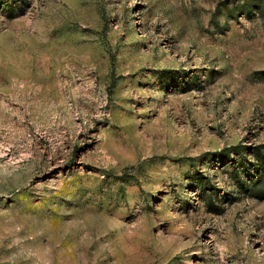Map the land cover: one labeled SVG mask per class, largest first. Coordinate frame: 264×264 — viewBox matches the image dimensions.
<instances>
[{
  "label": "rangeland",
  "instance_id": "1",
  "mask_svg": "<svg viewBox=\"0 0 264 264\" xmlns=\"http://www.w3.org/2000/svg\"><path fill=\"white\" fill-rule=\"evenodd\" d=\"M242 1L0 0V264H264Z\"/></svg>",
  "mask_w": 264,
  "mask_h": 264
},
{
  "label": "trees",
  "instance_id": "2",
  "mask_svg": "<svg viewBox=\"0 0 264 264\" xmlns=\"http://www.w3.org/2000/svg\"><path fill=\"white\" fill-rule=\"evenodd\" d=\"M234 11L237 14H259L264 15V0H243L241 3H235L231 8V11ZM264 76V70L261 71ZM238 145H232L231 148H237ZM263 161V159H261Z\"/></svg>",
  "mask_w": 264,
  "mask_h": 264
}]
</instances>
